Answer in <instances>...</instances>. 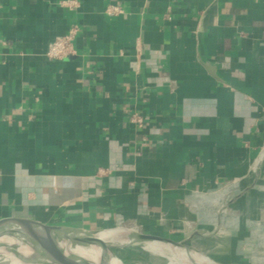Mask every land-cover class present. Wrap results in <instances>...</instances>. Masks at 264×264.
Segmentation results:
<instances>
[{"label":"crops","instance_id":"0c3cea01","mask_svg":"<svg viewBox=\"0 0 264 264\" xmlns=\"http://www.w3.org/2000/svg\"><path fill=\"white\" fill-rule=\"evenodd\" d=\"M62 1L0 0V217L264 264V0Z\"/></svg>","mask_w":264,"mask_h":264},{"label":"bare ground","instance_id":"6f19581e","mask_svg":"<svg viewBox=\"0 0 264 264\" xmlns=\"http://www.w3.org/2000/svg\"><path fill=\"white\" fill-rule=\"evenodd\" d=\"M66 250L84 264H125L111 253V246H140L167 257L168 264H197L210 259L209 256L189 245L168 244L158 239H133L132 230L110 229L96 233L61 228L55 231ZM37 233L27 226L5 225L0 228V255L23 259L32 257L25 264H54L43 252ZM95 237V241L92 238ZM89 245V246H86Z\"/></svg>","mask_w":264,"mask_h":264},{"label":"water","instance_id":"95a60500","mask_svg":"<svg viewBox=\"0 0 264 264\" xmlns=\"http://www.w3.org/2000/svg\"><path fill=\"white\" fill-rule=\"evenodd\" d=\"M5 225H8L10 227H16V225H24L32 229L34 232H36L37 240L41 245L43 252L51 261H53L54 264H84L83 261L73 256L66 250L61 240L56 235L55 233L56 230L65 227L46 224L39 220L26 218V217H17V216L0 217V228ZM130 237L133 239L152 238V239H158L160 241H164L168 244L185 245L181 242H176L172 239L163 238L151 234L132 232L130 234ZM92 239L93 240H90L89 243H91V241H95L96 238L93 237ZM197 264H224V263L217 262L210 258L205 262H201Z\"/></svg>","mask_w":264,"mask_h":264},{"label":"rangeland","instance_id":"374dc122","mask_svg":"<svg viewBox=\"0 0 264 264\" xmlns=\"http://www.w3.org/2000/svg\"><path fill=\"white\" fill-rule=\"evenodd\" d=\"M110 250L113 255L124 261L125 264H168L166 256L143 249L140 246H111ZM32 257L23 259V262L30 261ZM23 262L17 259L16 256L6 258L0 255V264H25Z\"/></svg>","mask_w":264,"mask_h":264},{"label":"built area","instance_id":"2783aa9c","mask_svg":"<svg viewBox=\"0 0 264 264\" xmlns=\"http://www.w3.org/2000/svg\"><path fill=\"white\" fill-rule=\"evenodd\" d=\"M62 4L73 7L77 4L76 0H65ZM77 33V28L73 27L68 34L57 38L48 46L47 54L52 58H64L74 52L73 41Z\"/></svg>","mask_w":264,"mask_h":264}]
</instances>
